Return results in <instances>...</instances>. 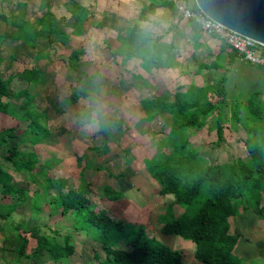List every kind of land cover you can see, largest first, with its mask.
<instances>
[{
    "label": "crops",
    "instance_id": "obj_1",
    "mask_svg": "<svg viewBox=\"0 0 264 264\" xmlns=\"http://www.w3.org/2000/svg\"><path fill=\"white\" fill-rule=\"evenodd\" d=\"M68 1L81 7L82 14L69 12L65 8ZM149 2L158 6L137 25L141 30L161 37V42L172 45L177 62L173 68L148 70L138 59H124L117 41L125 35L127 20H135L140 9ZM187 3L183 5L188 7ZM177 6V0H0V78L8 82L9 93L14 94L1 100L19 106L24 101L19 94L29 90L31 114L44 113L47 120L49 135L34 146L27 144L25 151L34 152L39 161L49 163L48 177L53 171L58 173L60 170L59 179L64 184L76 181L77 184H69L70 187L84 191L93 208L99 204L110 217L141 226L146 235L153 236L158 242L161 238L155 235L159 237L161 218L166 209L171 207L174 217L182 210L173 205L172 196L158 194L160 186L144 167V161L158 153V142L152 143V140L163 137L168 127L161 130L157 120L163 121L164 117H150L142 111L139 102L163 92L172 94L179 87L194 84L189 80L180 82V78L187 75V70L182 68L185 54L198 56L194 73H209L213 77L212 63L219 60L222 83L236 67L247 69L253 82L263 81L264 90V71L256 70L257 66L263 69L264 66L245 61L228 47L223 49L222 40L203 34L199 27L198 31L193 30L186 20L180 19ZM45 12L49 13L48 18L43 17ZM22 22L31 23L36 31L39 50L8 36L7 29L14 30ZM44 24L47 29L53 25L60 33H52L46 39L41 37ZM71 53L78 54L75 72L67 65ZM200 63L204 65L201 70L198 69ZM77 74L91 77L92 84L101 87V94L79 98L73 105H67L64 99L70 89L76 87ZM166 77H174L170 87L166 86ZM25 79L33 82V89ZM88 108L92 111L85 121L81 114ZM228 125L231 124L222 125L220 143L224 142L223 131H228L223 127ZM231 126L237 134L242 131ZM8 128H15L16 136L33 132L27 123H18L0 109V131ZM211 133L214 135V139L210 136L211 143L201 146L199 134ZM196 138L199 144L193 145V152L208 163L243 161L236 156L230 158L228 155L232 151L228 153V146L226 151L220 147L212 154L211 148L217 145L215 129L192 134L189 143L190 139ZM244 138L245 134L235 140L241 143L243 152ZM159 148L160 153L167 154L165 147ZM38 151L45 152L42 156ZM52 177L57 179V176ZM259 204L264 209V192ZM255 219L238 215L230 220V229H235L233 231L242 239L234 252L245 258L253 256L264 263V224L257 226L264 219ZM167 240L174 243H168L173 252H178L177 246L189 254L194 252L191 242L176 236H168ZM248 242L255 254L246 249ZM191 257L193 259V255Z\"/></svg>",
    "mask_w": 264,
    "mask_h": 264
},
{
    "label": "trees",
    "instance_id": "obj_2",
    "mask_svg": "<svg viewBox=\"0 0 264 264\" xmlns=\"http://www.w3.org/2000/svg\"><path fill=\"white\" fill-rule=\"evenodd\" d=\"M177 1L178 5H183L188 0ZM157 6L149 2L140 9L135 20H127L124 37L117 38L124 59H138L148 70L177 66L172 45L161 42V37L143 31L137 25ZM65 8L78 15L83 12L72 1H68ZM191 10L198 11L194 3ZM43 17L48 18L49 13L45 12ZM186 22L198 31L192 20ZM44 25L41 37L46 39L52 33H60L53 25L49 26L50 29ZM7 34L39 50V39L31 23H19L14 30L9 27ZM258 48L264 57V48ZM77 62L78 54L71 53L67 65L74 72ZM212 66L214 75L207 85L188 84L172 94L163 92L139 102L142 111L150 117L154 114L161 118L166 116L168 127L163 137L152 140V143L158 142V153L143 164L160 186L158 194L172 196L173 205L182 210L174 217L171 207H168L161 218L159 233L191 242L194 245L193 258L200 264H242L233 255L242 239L238 232L231 231L229 222L238 215L264 219V209L259 206L264 192V94L254 91L242 99L228 100L218 72L222 69L219 60H215ZM203 67V63L198 65L200 70ZM25 82L31 84L26 79ZM33 85L32 82L31 89ZM28 91L19 94L24 99L19 106L2 102V98L8 99L14 94L9 93L8 82L0 78V109L18 123H27L33 131L20 136L15 135V128L0 131V160L9 164L15 172L24 173L42 190V193H36L14 186L12 176L0 166V199H14L12 203H0V221L3 222L0 224V264H66V259L74 252L68 234L59 235L58 231H51L50 235L42 233L40 228L43 225L37 223L26 230L22 223L14 224L10 220L11 213L19 205L28 206L34 215L32 217L36 218L42 212L43 204L49 215L58 212L71 221L73 232H80L99 245L103 252L100 264H183L178 252L169 250L153 236L146 235L141 226L113 220L104 210H94L84 191L67 189L61 179L49 178V163L39 161L34 152L23 150L22 145L34 146L49 135L44 113L31 114ZM100 94L101 87L92 84L91 77L77 74L76 87L70 89L64 103L73 105L79 98ZM244 104L245 113L242 111ZM91 111L88 108L82 112L85 121H88ZM227 123L245 132L242 140L245 161L233 159L208 163L197 152L188 153L192 134L215 129L218 144L222 141V125ZM159 147H165L167 154L160 153ZM183 187L186 188L184 193ZM32 217L30 219H34ZM29 239L34 241V246L27 250ZM94 258L97 259V256Z\"/></svg>",
    "mask_w": 264,
    "mask_h": 264
},
{
    "label": "rangeland",
    "instance_id": "obj_3",
    "mask_svg": "<svg viewBox=\"0 0 264 264\" xmlns=\"http://www.w3.org/2000/svg\"><path fill=\"white\" fill-rule=\"evenodd\" d=\"M192 4H193V1L189 0L187 3L188 8H192ZM222 43H223L222 44L223 49H227V46H225L224 42H222ZM183 59L185 61H184V67H182V68L187 70V75L182 76L180 78L181 79L180 82L185 83V82H188V80H189L196 85H202V84H206V83L210 82L212 77L209 73H202V74L194 73V66H195V62L198 59V56L191 55V57H188V54H185L183 56ZM186 66H188V67L186 68ZM246 70L247 69H240V68L237 69L236 67H234V73L230 74L229 78L226 79L224 83H222L226 89V97L228 98V100L230 99V100L235 101V100L242 99L245 96H247L248 94L253 93L254 91H257V92L260 91L261 93L264 94V90L262 87L263 81L260 80V81L253 82L252 78L250 76H248V73ZM256 70L264 71L263 68L258 67V66L256 67ZM172 78H174V77H172ZM172 78L166 77V79H167L166 86L170 87V84L172 83V81H171ZM242 111H244V113H245L246 104L243 105ZM154 115H156L157 117L159 116L157 114H154ZM157 121L161 124V128H162L161 130H163V129H165V127H167L165 118L163 119V121H161L159 119ZM160 124H159V126H160ZM223 128H225V130L226 129L228 130V131H223L224 142L218 143L216 146L212 147L211 148L212 154H215L216 151L218 150L217 148H220V147L226 151L225 148L228 146L227 147L228 153L230 151H232V154L228 155L230 158L236 156V157L241 158L243 161L246 160L244 152L242 151L241 143L235 141L236 139H240V137H242L245 134V132L241 131L239 134H237L235 131H232L233 126H231V125L224 126ZM199 136H200L199 140H200V142H202L201 146L209 145L211 143V141L209 142V140L212 139L210 136H212L214 139L213 133H211L210 135L199 134ZM190 141H191L190 148L187 151H188V153L191 154V153H193V147H194L193 145L199 144V141H198V138H196L195 140L190 139ZM192 143H194V144H192ZM21 147L23 148V150H26V147H24V145H22ZM44 152L38 151V155L43 156ZM0 166H1L2 170L6 171L7 173H9L12 176V184L14 186L21 187L23 189H27V190H29V192L42 193V190L38 189V187H36L30 181V178H27L24 173L15 172L9 164L4 163L1 160H0ZM51 175L57 176V178H60V170H58V173H55L53 171ZM52 176L49 178L53 179ZM66 183H68L69 188L76 190V188L70 187V185H69V184H71V186H73V185L77 184L76 181H73L72 183L70 181L65 182V188L68 187L66 185ZM185 191H186V188L183 187L182 192L184 193ZM29 196H30V194H29ZM3 202L12 203V202H14V199L10 198V197L0 199V203H3ZM42 207H43L42 212L39 215H37L36 218H34V217H32L34 215L28 206L19 205L11 213L10 220L14 224L19 223V222L22 223L23 228L26 230L31 228L35 223H37V224L43 225L40 228L42 233L50 235L51 231H58L59 235L68 234L71 238V243L74 246V252L71 256H69L66 259V264H100L101 263V261L103 260V252L97 243L92 242L91 239L84 236L80 232H73V230L71 229V224H72L71 221L67 220L66 218L61 217L58 214V212L54 211L49 215L48 210L44 206V204ZM93 209L94 210H96V209L97 210H105L99 204L95 205V208H93ZM31 217L34 218L35 220L30 219ZM113 220H115V219L113 218ZM255 220L256 219L254 218L253 221H255ZM259 221H262V219H259ZM2 223L3 222L0 221V224H2ZM257 224H256L257 226H260V225L264 224V221L257 223ZM130 225H133L134 227H140V226L135 225V224H130ZM233 230H235V229H233ZM233 230L231 228V231H233ZM155 237L161 238V241H159V242L161 244L165 245L167 248H169V250L171 249V246H172L171 244L173 242L171 243V241L167 240L168 236L165 237V236L159 234V237H158V235H155ZM168 243H171V244H168ZM239 244H240V242L238 243V245ZM246 244H247L245 246L246 249L247 250L250 249V251L254 252V254H255V249H253L252 246L249 245V242ZM33 246H34V241L29 239L27 250L31 249ZM174 247H175V245H174ZM176 249H177L176 251H178L180 256H181L183 264H191V263L192 264H200L194 258L192 259L191 255H193V254H189V252L188 253L185 252V250H183V248L178 247V246L176 247ZM172 251H174V250H172ZM95 255L97 256V259L94 258ZM233 255L235 257H237L242 264H264L263 262L259 261L258 259H255L253 256H251V258H245L243 255H240L237 252H234ZM4 257L6 259H9V256L7 254H4ZM44 264H51V263L45 262Z\"/></svg>",
    "mask_w": 264,
    "mask_h": 264
},
{
    "label": "water",
    "instance_id": "obj_4",
    "mask_svg": "<svg viewBox=\"0 0 264 264\" xmlns=\"http://www.w3.org/2000/svg\"><path fill=\"white\" fill-rule=\"evenodd\" d=\"M205 17L264 48V0H193Z\"/></svg>",
    "mask_w": 264,
    "mask_h": 264
},
{
    "label": "built area",
    "instance_id": "obj_5",
    "mask_svg": "<svg viewBox=\"0 0 264 264\" xmlns=\"http://www.w3.org/2000/svg\"><path fill=\"white\" fill-rule=\"evenodd\" d=\"M177 11L183 20H192L203 34L218 37L231 51L241 56L245 61L254 65L264 66V57L260 54V49L258 48H263L262 46L247 37L225 29L199 11L194 12L185 5H178Z\"/></svg>",
    "mask_w": 264,
    "mask_h": 264
}]
</instances>
